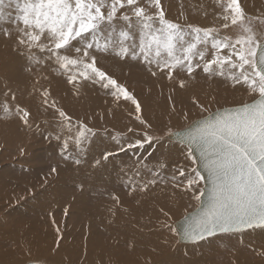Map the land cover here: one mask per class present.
Wrapping results in <instances>:
<instances>
[{
	"label": "snow or ice",
	"instance_id": "obj_1",
	"mask_svg": "<svg viewBox=\"0 0 264 264\" xmlns=\"http://www.w3.org/2000/svg\"><path fill=\"white\" fill-rule=\"evenodd\" d=\"M212 5L210 13L203 4L198 6L205 18H212L209 24H199L189 20L182 2L181 10L171 17L162 0H0V40L21 61L32 85L29 95L37 97L41 112L50 115L43 121L49 125L44 139L57 148L59 159L40 177L39 188L46 189L65 167L87 165L98 170L121 153L130 154L131 163L123 164L120 172L128 197H140L137 204L161 185L170 186L173 195L187 194L197 202L195 214L187 213L183 224L172 221L171 208L159 207L160 229L194 243L218 233L264 231V0L259 5L256 0H212ZM109 60L122 66L136 64L151 78L166 79L168 115L181 117L186 125L176 130L167 127L157 135L134 90L105 66ZM201 73L206 79H225L233 89L246 92L249 100L213 112L209 107L215 96L205 103L193 95L191 103L207 115L189 122V111H177L171 93L188 90ZM54 80L65 85V96L70 93L77 99L87 89H99L104 104H110L105 109L109 116L122 102L131 103L128 116L139 128L129 124L126 132L109 133L93 124L95 119L103 121L105 114L74 116L54 95ZM14 120L28 130L40 129L33 112L18 101L17 91L0 82V121ZM104 133L114 141V150L89 160L92 146ZM172 137L179 138V150L195 166L180 165L169 177L167 163L156 158V152ZM18 151L20 157L27 155L23 146ZM22 168L25 173L32 171L31 166ZM205 181L210 188L201 186ZM76 187L81 193L85 190L83 182ZM36 189L37 184L30 182L16 196L17 203L35 199ZM108 197L112 217L128 211L120 195L113 192ZM70 206L63 208L65 216ZM48 215L56 225L53 212ZM55 232L53 251L59 248L58 225ZM135 247L134 240L128 242L130 251ZM24 252L28 259L10 264H41L31 258L30 248ZM253 252L264 260V248ZM102 264L119 262L109 258ZM144 264L163 262L148 258Z\"/></svg>",
	"mask_w": 264,
	"mask_h": 264
},
{
	"label": "rangeland",
	"instance_id": "obj_2",
	"mask_svg": "<svg viewBox=\"0 0 264 264\" xmlns=\"http://www.w3.org/2000/svg\"><path fill=\"white\" fill-rule=\"evenodd\" d=\"M162 2L171 17H175L181 10L182 2L183 11L191 22L199 24L211 22V15L205 18L201 14L203 10L198 6L203 4L210 13L213 7L212 0H162ZM261 2L262 0H256L257 5ZM105 66L126 81L130 90H134V94L146 109V111L143 109V115L153 123L157 135H162L167 127L176 130L186 125L187 122L181 117L168 115L167 97L170 94V86L166 79L157 81L136 64L122 66L109 60L105 61ZM0 82L7 83L17 91L18 101L27 106L33 112L36 122L40 123L39 130L35 128L28 130L18 120L0 121V145L6 146L7 149L0 148V264L28 259L24 252L25 248H30L31 258L40 261L41 264H102V261L106 262L109 258L118 261L119 264H144L148 258H151L153 262L162 261L163 264H202V262L205 264L206 261V264H264V260L253 252V249L259 251L264 248L262 245L264 239H259V236L229 237L228 235L241 233H219L216 237L199 243H183L179 241L178 236H173L167 230L156 227L159 226V221L156 219L159 216L158 208L162 206L160 204H164L163 202L159 204L161 191L160 193L152 192L145 198L147 205H143L142 202L136 203L140 197H128L123 187L120 169L123 164L131 163L130 154L121 153L114 160L115 162L108 163L104 170L103 168L94 170L87 165L79 169L72 166L65 167L61 170L59 177L46 189L39 188L40 177L48 171L50 164L56 163L59 159L55 143L49 144L44 139L45 130L49 128V125L44 124L43 121L50 119V115L42 113L39 99L29 95L31 81L23 72L21 61L15 57L10 47H5L2 40H0ZM198 83H202L201 90L192 89L193 93L187 94L186 91L179 89L171 93L173 102L177 105V111L181 109L189 111V122L207 115L191 103L193 95L198 96L201 102L205 103L211 96H215L216 101L211 103L209 111L236 106L241 101L249 100L246 92L233 89L223 78L206 79L201 73L197 75L192 86ZM148 89H151V92ZM53 91L54 95L60 97L66 110L81 118L94 113L105 114V109L110 107V104H104L105 96L99 89H87L85 94L77 99L70 93L65 96V85L54 80ZM132 109L131 103L122 102L120 107L113 109L111 116L105 114L103 121L95 119L93 124L101 129L106 127L109 133L126 132L129 124L139 128L138 123L128 116ZM164 143L163 146H157L156 158L167 163L165 175L170 177L180 165L195 166L190 165L191 163L179 151L182 145L178 141L166 140ZM21 146L26 148L25 157L19 156L18 149ZM105 150H114V141L108 133H104L96 140L88 159L99 157ZM22 166H31V173H25ZM30 182L37 184L38 195L35 199L28 198L17 203L16 196L23 194L25 186ZM81 182L85 184V190L82 193L76 187ZM160 187L168 193L172 208L175 207L172 210V221L179 220L197 207V202L192 200L190 195H181L179 192L173 195L170 186L161 185ZM113 192L121 196L123 207L129 210L118 211L115 217L107 211V207L112 204L108 193ZM73 196H75L74 200ZM179 202L180 207L176 205ZM68 204L71 206L69 214L65 216L63 208ZM154 204L156 206L153 207ZM163 207L170 208L165 205ZM49 211L53 212L56 225H53L48 215ZM128 213L133 214L130 216ZM57 225L61 229L59 248L53 251L58 239L55 232ZM156 232H158L157 235ZM222 237L224 240L220 241L218 238ZM241 239L243 243H239ZM132 240L135 241L136 247L130 251L128 242ZM165 240H168L169 244H165ZM189 246H193L192 249ZM259 247L262 248L259 249ZM153 249L156 251L153 252ZM162 249L164 250L161 251ZM167 249H170L173 254ZM173 250L178 251V254L181 253L179 258L177 253L174 255ZM184 253L186 258L183 256Z\"/></svg>",
	"mask_w": 264,
	"mask_h": 264
},
{
	"label": "bare ground",
	"instance_id": "obj_3",
	"mask_svg": "<svg viewBox=\"0 0 264 264\" xmlns=\"http://www.w3.org/2000/svg\"><path fill=\"white\" fill-rule=\"evenodd\" d=\"M205 7V6H204ZM207 8V7H206ZM176 12V11H175ZM200 12H201V10H200ZM172 13V12H171ZM202 14V13H201ZM176 15V14H175ZM205 23V22H204ZM208 23V22H207ZM201 87H202V83H198V84H196V85H193V86H191L188 90H186V93L188 94H190V93H193L194 91H192V89H195V88H199L200 90H201ZM145 106V105H144ZM143 109H145V108H143ZM145 111H146V109H145ZM146 113V112H145ZM149 114V113H148ZM145 116V115H144ZM148 116V115H147ZM171 140V139H170ZM165 144V143H164ZM168 144V143H167ZM180 151V150H179ZM162 153V152H161ZM156 154H157V152H156ZM163 155H164V153H162ZM173 155V154H172ZM163 157V156H162ZM160 159V158H159ZM180 159V158H179ZM115 162V161H114ZM177 162V161H176ZM118 163H119V161H118ZM110 165V164H109ZM191 165V164H190ZM103 170H104V168H103ZM119 173V172H118ZM122 176V175H121ZM112 180V179H111ZM161 188L162 187H158V188H156V189H154L153 190V192L154 193H160V191H161V196H160V200H159V204L161 203V202H163L164 204H160V205H162V206H167V207H170L172 210H174L173 208H175V207H173L172 208V201L171 200H169V198H168V193H166L165 192V190H161ZM138 197V196H137ZM161 197H163V198H161ZM137 199V198H136ZM144 200H141V202H142V204L143 205H147V201L145 200V198H143ZM176 202V201H175ZM177 203V202H176ZM131 205V204H130ZM142 205V206H143ZM178 207H180V202L178 203V204H176ZM128 206V205H127ZM153 207L154 206H156V204H154V205H152ZM174 206V205H173ZM149 207V206H148ZM147 208V207H146ZM166 208V207H165ZM145 210V209H144ZM143 210V211H144ZM129 211V210H128ZM142 211V212H143ZM133 212V211H132ZM146 212V211H145ZM174 212V211H173ZM148 213V212H147ZM129 214V213H128ZM133 214V213H132ZM132 214H129L130 216L132 215ZM138 214V213H137ZM143 214H144V212H143ZM142 214V215H143ZM150 214V213H149ZM135 216V215H134ZM144 216V218L146 217L145 216V214L143 215ZM153 216V215H152ZM142 217V216H141ZM130 218V217H129ZM134 218V217H133ZM137 218H138V216H137ZM143 218V217H142ZM151 218V217H150ZM127 219H128V217H127ZM157 219V218H156ZM136 220V219H135ZM134 220V221H135ZM133 221V222H134ZM137 221V220H136ZM140 221V220H139ZM144 221V220H143ZM146 221V220H145ZM138 222V221H137ZM136 222V223H137ZM142 223H144V222H142ZM135 224V223H134ZM139 224H141V223H139ZM136 225V224H135ZM144 225V224H143ZM142 225V226H143ZM147 225V224H146ZM159 225V224H158ZM148 226H150V225H148ZM139 227V226H138ZM144 227V226H143ZM147 227V226H146ZM156 227H159V226H156ZM144 229V228H143ZM154 229V228H153ZM147 230V229H146ZM149 230V229H148ZM158 230V229H157ZM151 231V230H150ZM152 231H154V230H152ZM157 233L158 232H156V235H157ZM160 233V232H159ZM150 234H153V233H151L150 232ZM242 235H247L249 238H253L255 235L256 236H259L260 238L259 239H261V240H263L264 239V231H261V230H255V231H250V232H248V233H242V234H236V235H233L232 234V236H230V235H228L229 237H235V236H237V237H239V236H242ZM162 236V235H161ZM167 236V235H166ZM224 236V235H223ZM228 236H224V237H226V238H228ZM155 237H157V236H155ZM164 237V236H163ZM218 237H220V236H218ZM225 238V239H226ZM179 239V238H178ZM217 239V238H216ZM220 241L223 239V237L222 238H218ZM257 239V238H256ZM169 240V239H168ZM224 240V239H223ZM216 242H218L217 240H216ZM255 242V241H254ZM258 243H260V242H258ZM263 244L262 245H264V242H262ZM172 244V243H171ZM212 244V243H211ZM214 244V243H213ZM190 245H192V244H190ZM199 246L200 245H203V244H198ZM258 245V244H257ZM213 246V245H212ZM255 246H256V243H255ZM165 247H167V246H165ZM184 247H187V246H184ZM191 249H192V247L193 246H189ZM260 248H262V247H259V249ZM172 249V248H171ZM164 249H162L161 251H163ZM170 251V249H167V251ZM178 250H179V248H178ZM166 251V250H165ZM174 251V250H173ZM170 253L171 254H173L171 251H170ZM175 253H177L178 254V251H174V255H175ZM163 254H165L164 252H163ZM162 254V255H163ZM170 254V255H171ZM180 255H181V253H179ZM179 254H178V258H179ZM166 255V254H165ZM183 255V254H182ZM184 257H185V253H184V255H183ZM183 256H181V258L183 257ZM187 256H189V255H187ZM208 256H210V255H208ZM174 257V256H173ZM206 257V256H205ZM186 258V257H185ZM207 259V258H206ZM212 259V258H211ZM197 260V259H196ZM208 260V259H207ZM209 262H210V260H208ZM182 262V261H181ZM184 262V261H183ZM200 262V261H199ZM202 262V261H201ZM207 262V261H206ZM206 262H205V264H206ZM179 263V262H178ZM186 263H188V262H186ZM190 263V262H189ZM212 263V262H211ZM185 264V263H184ZM202 264H204L203 262H202Z\"/></svg>",
	"mask_w": 264,
	"mask_h": 264
},
{
	"label": "water",
	"instance_id": "obj_4",
	"mask_svg": "<svg viewBox=\"0 0 264 264\" xmlns=\"http://www.w3.org/2000/svg\"><path fill=\"white\" fill-rule=\"evenodd\" d=\"M220 109H223V108H220ZM214 112V111H213ZM198 119H200V118H198ZM171 140H173V141H178L179 140V138H177V137H172L171 138ZM196 155L197 156H199V153H196ZM205 184H207V186L210 188L211 187V185H210V183L209 182H207V181H205V182H203V186L205 185ZM202 186V187H203ZM196 209V208H195ZM195 209L194 210H192V211H190V212H187V213H193V215L195 214ZM186 213V214H187ZM185 214V215H186ZM185 215L182 217V218H180L179 220H177V221H179V224H183L184 223V217H185ZM179 224H174V227H176L178 230H179ZM219 234V233H218ZM179 238V237H178ZM179 241L180 242H183V243H194V242H192V241H188V240H184V239H179Z\"/></svg>",
	"mask_w": 264,
	"mask_h": 264
}]
</instances>
